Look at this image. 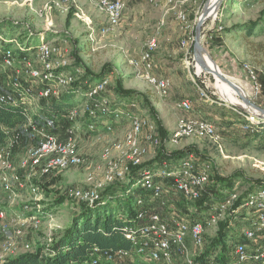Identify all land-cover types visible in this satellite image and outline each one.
<instances>
[{
  "label": "rangeland",
  "instance_id": "374dc122",
  "mask_svg": "<svg viewBox=\"0 0 264 264\" xmlns=\"http://www.w3.org/2000/svg\"><path fill=\"white\" fill-rule=\"evenodd\" d=\"M51 1L54 0H0V86L9 89L16 77L14 71L23 68L20 62L24 57H27L34 68L43 69L37 48L49 45L56 51L53 62L58 71L69 74L83 87L86 81H109L103 95L110 106L115 108V113L109 119H98L96 129L92 131L88 127L90 119L80 112L75 121L81 165L54 171L42 177L38 174L30 176L28 171L20 168L21 159L37 142L31 139L29 128L24 125L18 127L21 140L12 150L11 164L16 171L13 173H17L28 188L34 185L38 189L35 193L30 189L25 192L14 184L16 191L12 195L4 189L0 181V211L6 212L7 220L13 227L8 235L0 234V264L9 260L8 254L17 257L36 252L51 246L57 237H61L83 206L84 202L75 196L76 192L96 191L99 196L97 203L111 201L113 205L119 197L137 195V188L130 178L134 166L126 141V136L131 131V121L125 116L128 111L142 116L144 121L157 127V134L152 135L144 128L139 135L140 148L145 151L141 164L145 166L144 169L155 168V162L159 164L157 157L161 151L164 154H174L186 150V157L193 155L198 162L211 166V183L207 187V193L213 200L203 205L199 211L197 203L185 201L181 195L173 192L160 199L166 202L165 206L161 205V201L151 199V195L142 197L145 201L144 207L155 209L168 219L179 214L188 221L203 220L210 215L218 217L220 214L217 207L224 199L235 197V200H241L251 190L256 192L264 189V119L257 118L249 109L237 106L235 94L242 92L233 88L237 85L243 87L248 100L264 110V0H221L219 6L217 2L210 0H175L176 3L170 5H165V0H124V17L119 26L106 36L101 37L99 31L107 20L92 16L95 41L89 39L90 24L78 11L76 3H66L63 10L53 11V22L47 25V14L40 10ZM85 1L80 0L84 8H89L90 3L86 1V4ZM209 2L214 12L208 17L202 30L205 57L216 64L212 63L216 73L223 75L224 81H230L231 84L219 81L211 72L203 70L195 61L194 49H190L186 58L182 52H171V56L167 54L168 47L172 48L168 45V37H173V45L177 51L183 47V40L189 36L195 38L197 23ZM168 8L171 10L166 14ZM69 13H73V17L67 26ZM180 15H187V24L181 22ZM6 23L9 24L5 26ZM12 24L19 26L15 34L17 42L13 43L9 42ZM220 27L222 30H219ZM28 29L33 34L31 49L22 52L17 45L25 44ZM155 37L157 47L152 52V68L149 73L158 78V75H162L174 80V92H169L167 97L157 94L146 79L147 70L144 67L138 72L131 64V61H139L149 51V44ZM4 39L7 41L4 42ZM6 45H10L19 58L14 70L3 67L2 50ZM205 62L209 68L208 61ZM245 65L252 67L258 75L261 90L257 95L245 72ZM22 83L30 87L36 96L44 87L39 81L28 77H23ZM119 84L121 91L118 89ZM225 86L227 92L220 89ZM71 88H55L58 92L57 98L70 92ZM126 91L134 93L126 96ZM83 93L82 90L71 96V103L76 107L83 108L86 105ZM173 94L181 97L173 100ZM206 97L210 100L205 101ZM185 99L190 101L192 110L183 113L178 105ZM42 102L36 99L35 103L28 106L29 115L33 121H37L38 126H43L48 118ZM129 103L134 104L130 106ZM149 105L157 113L167 139L178 129L180 119H185L186 123L206 120L216 128L217 142L196 137L182 138L173 143L163 140ZM55 116L58 123L55 132L62 133L59 132L61 130L65 133L73 125L69 111ZM251 117L261 119L260 124L251 125ZM107 121L112 123V131L105 127ZM155 136L161 142L159 146L151 139ZM216 177L223 178L226 182H218ZM121 187L124 189L121 190ZM31 208L34 210H29ZM14 213H20V220L25 221V225L17 226L18 219ZM119 215L124 217L126 213L121 209ZM246 217L247 211L241 210L234 218L228 214L227 217L223 215V219L219 221L221 223L231 219L228 231L231 235L229 245L233 251L234 245L241 238L242 229L248 226ZM216 230L208 229L207 247L216 237ZM16 231L24 232L22 241L16 237ZM29 231H32V235ZM10 236L17 244L11 246L10 251H6L3 245ZM219 253L216 252L218 255ZM134 261L124 264H148L141 259ZM177 262L183 264L180 257H177Z\"/></svg>",
  "mask_w": 264,
  "mask_h": 264
},
{
  "label": "built area",
  "instance_id": "2783aa9c",
  "mask_svg": "<svg viewBox=\"0 0 264 264\" xmlns=\"http://www.w3.org/2000/svg\"><path fill=\"white\" fill-rule=\"evenodd\" d=\"M51 6L52 4L48 3L46 8H51ZM98 8L107 17L106 24L99 31V35L104 37L112 29L119 26L124 17L125 2L124 0H99ZM179 19L183 24H187L185 15H180ZM89 29V39L95 41V31L91 25H89ZM219 30H222V27ZM194 39V36H189L183 41V46L192 47ZM6 41L4 39V42ZM10 42L17 41L15 39ZM17 46L22 52L31 49H27L26 45L21 43ZM156 47V40L153 39L149 44V51L144 53L139 61H131V64L138 72L144 67L147 70L146 79L152 84L157 94L161 97H167L171 82L168 79L158 78L149 73L152 68V52ZM37 52L43 69L34 68L27 57H24L23 61L20 62L23 64V68H17L14 71L16 77L13 78L9 89L0 86V105L16 106L24 104L28 108L29 105L36 102V99L38 101H49L54 97L57 98L58 92L55 88L72 87L77 83L69 74L58 71L57 65L53 62V54L56 51L52 47L49 45L39 46ZM2 58L4 68L8 70L16 69L19 58L16 57L12 48H4ZM245 72L253 83L254 93L259 94L261 85L256 71L249 65H245ZM23 77L39 81L44 85L37 96L30 87L23 85ZM84 84L85 87L82 90L84 91L83 96L86 99V105L83 108L75 106L69 111L73 125L66 129L65 133L59 130L63 135L55 132L58 128L57 117L46 118L43 126H38L37 121H33L29 117L28 123L24 125L25 128H29L31 139L37 142L34 147L26 152L20 162V168L28 171L30 176H37L36 174L41 177L48 176L54 171H62L81 165L82 159L79 156L76 141L77 122L75 121L80 112L90 119L88 127L92 131L96 129L98 119L108 118L115 113V108L110 106L103 95L107 89L106 86L109 84L107 79L95 83L86 81ZM209 100L206 97L205 101ZM129 104L133 106L134 103ZM178 108L184 112H189L192 110V105L189 100H184L180 102ZM125 116L131 121V131L126 136V141L131 150V162L134 167L141 166L145 151L140 148L139 135L144 128H147L152 135L157 134V127L148 121H144L142 116L131 111L125 112ZM260 120L251 117L249 122L251 125H257L260 124ZM105 124V127L112 131V123L107 121ZM178 125L179 127L174 135L166 139L171 143L178 142V140L186 137L209 138L216 142L218 140L216 128L206 120L186 123L185 119H180ZM151 139L156 146L160 145L161 142L158 137L155 136ZM20 140L21 133L17 128L11 132L7 143L0 147V181L4 189L12 195H15L16 191L13 188L14 184L25 192L30 189L32 193H35L38 189L34 185L28 188L20 180L19 175L13 173V171H16L11 164L12 150ZM169 157V159H165L156 165L157 167L145 169L134 186L150 192L151 199L161 201L162 206H165L166 202L160 199L172 192L181 195L185 201L196 203L207 192V187L211 183L210 164L198 162L193 155H189L179 162L171 156ZM160 179L162 181L158 182ZM165 180H169L170 184H167ZM75 196L83 202L89 203V205H93L99 198L96 191L86 193L78 191ZM233 200H235V197L226 198L219 204L217 211L220 215L218 217L210 215L203 220L188 221L184 217H180L179 214L168 219L155 209L151 210L144 207V199L137 198L136 203L140 210L134 224L125 228V237L130 241L131 248H94L86 264H103V261L104 264H124V262H135V259H141L148 264H178L177 257L182 259L183 264H264V189L248 193L241 200ZM241 210L247 211L245 219L248 226L242 229L241 237L245 241H238L234 245V251L231 248L233 259L221 262L217 260L218 254L203 258L207 248L206 234L208 229L215 228L218 232L219 221L223 219V215L227 217L229 214L234 218ZM186 215L189 216L190 214ZM12 228V223L7 220L6 212L0 211V234L8 235ZM15 235L22 241L24 232L16 231ZM7 239L8 241L4 243L3 247L6 251H10V247L17 244V242L11 236Z\"/></svg>",
  "mask_w": 264,
  "mask_h": 264
},
{
  "label": "trees",
  "instance_id": "16d2710c",
  "mask_svg": "<svg viewBox=\"0 0 264 264\" xmlns=\"http://www.w3.org/2000/svg\"><path fill=\"white\" fill-rule=\"evenodd\" d=\"M72 17L73 13H69L66 22L67 26L70 25ZM8 24L9 23H6L5 26ZM12 25L13 28L10 31V41L16 39L15 34L19 27L14 26V24ZM23 28L25 29V27ZM32 36L31 30L28 29V33L25 35L26 42L24 44L27 49L30 48ZM10 47V45H6L5 48ZM193 49L192 46L191 50L193 51ZM100 76H102V74ZM82 89L83 86L81 83H75L71 91L62 97L43 101V110L48 113V117L70 111L75 107V105L71 103L73 98L71 96ZM118 89L121 91L120 84L118 85ZM133 93V91H126L125 95L130 96ZM148 108H150L154 115L163 140L167 139L168 136L163 130L162 123L157 113L154 111V108L150 107V105ZM29 117L27 105H0V146L7 143L13 130L27 124ZM195 154L198 155V153ZM169 156H171V158H182L186 156V150L174 154H164L163 151H161L158 153L157 158L162 162L165 159H169ZM144 168V165L132 168L133 170L130 178L133 185L141 178V173L145 170ZM216 179L218 182H226L223 178L216 177ZM229 180H232V178H229ZM123 189L124 188L121 187V190ZM250 192H252V190ZM136 193L137 195L133 197H119L118 200L114 202V205L111 201H104V203L96 202L93 205L84 202L80 212L72 219L71 225L65 230L61 237H57L53 241L51 246L41 248L36 252L24 253L9 259L3 264H85L89 261L94 248L130 249L131 243L125 237V228L134 224L137 213L140 210V207L136 203V199L151 195L150 192L138 188ZM211 200H213L212 196L205 192L201 199L196 202L198 211ZM121 209L126 213L124 217L119 215ZM230 220L231 219H228L225 222L219 223L217 235L210 241L203 258L210 257L216 254V252H220L217 256L218 261L227 262L233 259V253L229 245L231 238L228 231ZM239 241L244 242L245 240L241 237Z\"/></svg>",
  "mask_w": 264,
  "mask_h": 264
},
{
  "label": "crops",
  "instance_id": "0c3cea01",
  "mask_svg": "<svg viewBox=\"0 0 264 264\" xmlns=\"http://www.w3.org/2000/svg\"><path fill=\"white\" fill-rule=\"evenodd\" d=\"M87 2H89L90 3V6H89V8H84V5L82 4V2H80V0H63V1H60V0H54V1H51L49 4H53L52 6H51V8H46V5L48 4V3H46L45 5H44V9L42 8V10H40L41 12L44 10V12L47 14V17H46V20L48 21L47 22V25H50V24H52V22H53V20H52V14H53V11H56V10H63L65 7H63V5H65L66 3H69V2H73V3H76V6H77V9H78V11L79 12H81L82 13V15H83V17L88 21V23L90 24V25H92V27L94 26L93 25V20H92V16L94 15L95 16V18H99V16L100 17H104L106 20H107V17H106V15L105 14H103L100 10H99V8H98V4H99V0H97V2L95 1V0H86ZM86 1H85V3H86ZM166 1V4L165 5H170L171 3H176V1L175 0H165ZM151 2H152V0H151ZM183 2H185V1H183ZM183 2H181V4H183ZM87 4V3H86ZM94 5H95V7H94ZM171 9H174V7H172ZM171 9H167V11L165 12L166 14H168L169 13V10H171ZM186 17H187V15H186ZM188 19V18H187ZM157 37V36H156ZM156 37L154 38L155 40H156ZM167 40H168V45L169 46H171L172 48L170 49L169 47H168V49H167V54L168 55H170V53L172 52L173 54H179V53H181L182 52V54L184 55V57L186 58L187 56H188V54H189V51H190V49H191V47H189V46H183L181 49H180V51L178 50H176L175 48H174V45H173V42H174V39H173V37H168L167 38ZM186 40V39H185ZM185 40H183V41H185ZM172 42V43H171ZM171 56V55H170ZM156 75H158V73H156ZM159 76V78H163V79H168L170 82H171V88H170V93L172 92H174V88H175V82H174V80L173 79H171V78H169V77H163L162 75H158ZM181 97V95L178 97L177 96V94H173V100L174 99H177L178 100V98H180ZM186 100V99H185ZM184 101V100H183ZM180 110V109H179ZM181 112H183L184 113V111H182V110H180ZM186 156H184V157H182V158H180V157H176V158H174V160L175 161H180L181 159H183V158H185ZM161 162L159 161V164H160ZM158 163L157 162H155V164L154 165H157ZM165 182L167 183V184H170V181L169 180H165ZM26 210H27V207H26ZM29 210H34V208H31V209H29ZM20 213H14V215L17 217V222H16V224H17V226H23V225H25L24 223H25V221H22V220H20L21 218H20V215H19ZM29 214V213H28ZM26 227V226H25ZM28 227H30V226H28ZM27 227V228H28ZM29 234H31L32 235V231H29ZM8 257L7 258H9V259H11V258H14L16 255H7Z\"/></svg>",
  "mask_w": 264,
  "mask_h": 264
},
{
  "label": "water",
  "instance_id": "95a60500",
  "mask_svg": "<svg viewBox=\"0 0 264 264\" xmlns=\"http://www.w3.org/2000/svg\"><path fill=\"white\" fill-rule=\"evenodd\" d=\"M209 17V7L206 6L195 29V39H194V43H193V48H194V54H195V61L201 66V68L207 72H214L211 71L209 68H207L206 66V57H205V50L203 48L202 45V30H203V26L206 22V20ZM208 59V58H207ZM212 63L214 65H216L213 61ZM219 76L221 78H224L221 74H219ZM245 103L250 105L251 107H253L254 109L260 111V118L264 119V110L259 108L258 106H256L255 104L251 103L249 100L244 99Z\"/></svg>",
  "mask_w": 264,
  "mask_h": 264
},
{
  "label": "bare ground",
  "instance_id": "6f19581e",
  "mask_svg": "<svg viewBox=\"0 0 264 264\" xmlns=\"http://www.w3.org/2000/svg\"><path fill=\"white\" fill-rule=\"evenodd\" d=\"M210 2H213V3L214 2H217L218 6H219L221 0H210ZM210 2H209V6H208L209 7V17L211 16L212 12H214L213 9H212V5L210 4ZM206 61H208V63H209L210 70L211 71H214V72H211L214 75V78L217 79V80H219V81H222V82H227V81H224V78H221L219 76L220 73H216L215 68H214V66L212 64V61L210 59H207V58H206ZM227 84H231V82L229 81V82H227ZM231 86L232 85H230V87ZM237 86L236 87L233 86V88L235 90H237L238 92H242L241 94H238V93L235 94L237 96V98H236L237 101L235 102V103H237V106L242 107V108L249 109V110H251L254 113V116H259L260 115V112L259 111H257L256 109L252 108L250 105H248V104L245 103L244 99H247L248 100V95L244 91V88L243 87H240V86L237 87ZM220 89L221 90H224V92L225 91L227 92V87L226 86L225 87H220ZM230 102H231L232 105H234V102L232 100Z\"/></svg>",
  "mask_w": 264,
  "mask_h": 264
}]
</instances>
